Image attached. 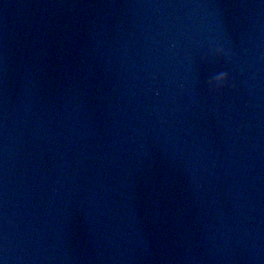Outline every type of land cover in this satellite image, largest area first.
Listing matches in <instances>:
<instances>
[{
    "label": "water",
    "instance_id": "obj_1",
    "mask_svg": "<svg viewBox=\"0 0 264 264\" xmlns=\"http://www.w3.org/2000/svg\"><path fill=\"white\" fill-rule=\"evenodd\" d=\"M0 258L264 264V0H0Z\"/></svg>",
    "mask_w": 264,
    "mask_h": 264
},
{
    "label": "clouds",
    "instance_id": "obj_2",
    "mask_svg": "<svg viewBox=\"0 0 264 264\" xmlns=\"http://www.w3.org/2000/svg\"><path fill=\"white\" fill-rule=\"evenodd\" d=\"M209 50L216 57L228 58L231 55L230 49L219 41L209 43ZM210 90L217 91L226 87H234L235 81L233 80L229 71H220L215 73L208 81ZM0 264H6L4 258H0Z\"/></svg>",
    "mask_w": 264,
    "mask_h": 264
}]
</instances>
